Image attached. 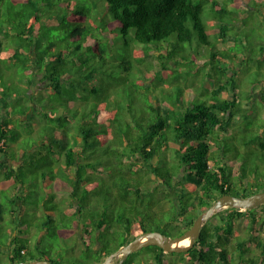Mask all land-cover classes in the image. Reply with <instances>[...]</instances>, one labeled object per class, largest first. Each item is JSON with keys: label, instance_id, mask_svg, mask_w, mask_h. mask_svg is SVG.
<instances>
[{"label": "trees", "instance_id": "16d2710c", "mask_svg": "<svg viewBox=\"0 0 264 264\" xmlns=\"http://www.w3.org/2000/svg\"><path fill=\"white\" fill-rule=\"evenodd\" d=\"M6 1L0 0V189L9 192L6 196H10L13 220L20 214L14 209L19 207L17 199L22 201L20 206L28 205L31 199L18 193L19 188L37 195L34 213L46 217L38 225L37 250L32 252L28 246L32 242L31 231L35 229V223H26L27 232L19 229L18 233L7 235L8 243L0 241V248L6 249L3 252L7 256L3 259L0 254V264L37 259H49L54 264H102L135 235L148 230L146 219L150 215L139 217L147 212L145 185L167 189V195L160 198L170 200L172 209L169 213L173 212L174 218L155 230L170 237L179 236L192 227L196 218L223 194L244 198L264 191V141H257L255 145L246 142L243 146L238 143L234 150L242 156L235 160L226 156L229 146H224L223 141L224 135L235 129L234 121L238 117L250 115L249 110L244 112L243 103L239 104V96L245 95V91L241 82L234 80L237 72L234 75L231 69L235 62L244 64L249 57L238 48V32L234 30V22L238 21L240 11L248 9L249 0L246 6L239 0H102L103 9L96 17L79 6L71 8L72 4L63 3V0L56 5L52 0L43 5L40 0L39 4L38 0ZM255 1L264 7V0ZM205 2L211 4L213 18L218 23L213 32L203 20ZM54 5L66 6L70 11L63 14L55 11L44 17L43 14L48 15V9H53ZM107 17L112 19L107 29L111 36L105 38L112 39L120 32L125 38L150 44L166 41L176 33L181 43L211 47L206 56L210 57L208 63L214 76L207 81L206 91L211 94L208 101L187 106L192 96L185 101L180 94L173 107L166 106L162 110L159 105H152L149 107L151 115L147 112L135 127L127 123L119 146L126 143L130 150L112 153L119 161L106 167L109 174L110 169L112 171L109 181H106L105 168L94 165L97 150L91 151L86 145L108 141L112 132L110 122L115 124L117 120V117L112 118V110L97 111L95 122L101 126L96 130L83 126L86 123L83 120L66 127L62 123H66L68 117L63 115L56 118L62 124L57 130L49 121L36 116L37 105L33 98L26 96L36 77L42 75V81H48L50 90L59 92L60 79H77L80 85L76 88L73 84L69 91L66 90L71 94L70 107L75 109L77 105L88 103L84 94L86 83L96 78L94 72L86 73V66L91 61L82 50L93 51L94 57L104 55L108 45L98 39L93 30L95 23L105 27ZM52 27L58 28L53 39L48 34ZM103 30L104 35L106 30ZM132 30L134 36L130 35ZM63 33L66 35L62 36ZM160 44L153 45V49H159ZM259 49L257 78L247 93L250 99L258 84L261 83L264 89V44ZM178 51L171 46L166 54H160V69L154 77L162 73L169 75L183 64ZM145 52H152V49H145ZM71 54L73 57L69 58ZM20 67L25 76L22 82L17 80ZM91 89L97 92L96 87ZM225 91L229 94L227 97ZM34 97L37 102V96ZM79 110H82L81 106L75 112H81ZM262 119L264 121V117ZM18 125L32 126V135L38 134L40 129L46 133L42 132L32 143L22 147L20 138L25 131L18 130ZM260 127L264 129V123ZM263 134L264 131L258 132L256 136ZM115 137L117 140L116 134ZM37 159L45 160L44 171L26 166L28 161L36 162ZM235 164L239 165L238 169L234 168ZM34 172L40 173L38 182L32 179ZM99 172L104 181L96 177ZM47 181H53L56 191H67L69 196L58 200L47 190ZM105 182L109 184L106 191H102L100 185ZM82 190L83 204L80 200ZM41 191L42 199L39 200ZM155 201H158L156 197L150 210ZM2 207L0 203V213ZM262 207L243 211L236 207L221 209L212 215L218 222L208 219L194 247L186 252L169 253L157 245L148 246L155 257L153 263L167 264L168 257H174V260H168L170 264H264V208L259 211ZM134 210L138 213L136 217L132 214ZM39 211L44 213L40 215ZM239 223L246 226L245 236L237 233ZM48 233L49 237L59 233L68 244L66 255L61 252L62 247L42 244L41 240ZM28 253H31L29 258L26 257ZM126 263L125 260L121 264Z\"/></svg>", "mask_w": 264, "mask_h": 264}, {"label": "rangeland", "instance_id": "374dc122", "mask_svg": "<svg viewBox=\"0 0 264 264\" xmlns=\"http://www.w3.org/2000/svg\"><path fill=\"white\" fill-rule=\"evenodd\" d=\"M49 1L51 0H40V5H43V2L47 4ZM58 1L59 0H52L51 2L56 5L58 4ZM247 1L248 0H239L242 5L244 4V6H246L245 3H247ZM5 2L7 1L5 0ZM255 2V0H249V3L247 4L248 9H246V11H240L238 15V21L234 22V30L238 32V37H236L239 46L238 48L241 49L240 51L246 54V56L249 55V57L244 64H237V62H235L231 69L234 75L237 72L234 80L236 83L238 81L241 82V85L245 91V95L241 94L239 96V104L243 103V107H246L244 112L249 110L248 113H250V115L248 117H245V115L238 117V119L234 121L235 129L228 131V133L224 135L226 138L223 140L224 146H229L228 149L226 148V156L233 160L238 159L239 156H242L240 152L234 150L238 143L241 142L243 146L246 142L251 143V145H255L257 141H264V134L260 137L256 136L258 132L260 133L264 131V129L260 127V125L264 123L262 119V117H264V100L262 99L264 89L261 83L256 86L255 90H252L253 98L250 99L247 96L248 90L251 91L249 88L253 87V85L251 86V83L254 82V79L257 78L258 74V71L256 70L259 68L258 58L261 54L259 46L264 44V7L263 5H260V3ZM63 3H71V8H77L79 6V9L85 10V12L92 14L93 17L99 15L98 12H100L104 6L102 0H70L69 2L63 0ZM55 5L53 6V9H48V15L43 14V16H50L55 11H61V14L70 11L69 9L66 10V6H61V8H59V5ZM210 5V3H204L203 20L205 21L207 28H210V30L213 32V29L216 28L218 23L217 20L213 18L214 16ZM44 7L45 6H41V8ZM9 13L10 12H8V14ZM96 20L100 22L99 19ZM111 22L112 19L107 17L105 27H103L101 23L94 24L93 31L96 33V37H98V39H102L103 42L108 45L106 52L102 57H94L95 54L91 50H82L84 55L88 57V60L91 61L90 65L86 66V73L92 71L95 73L94 76L96 78L93 80L91 79V81L86 83V90L84 94L89 99L88 103L77 105L75 109L70 107L72 104V101H70L71 94L66 92V90L69 91V86L73 84H75L77 88V86L80 85L77 79H60V82L62 83L60 90L62 94H60L61 92H59V90H50L48 81H42V75H38L34 84L30 87V91L26 94L28 98H33L34 103L37 105V107L35 106L36 112H34L36 116L43 117L46 122L49 121L51 125L57 130H59L58 128H61L62 124L66 127H71L73 124L78 123L81 120L86 122L83 126L89 128L94 127L96 130L97 127L101 126L95 122L97 111H100L101 109L112 110V118L114 119L117 117V120L115 121V124L110 122L112 132L110 135H108V141L105 144H97L95 146H91L89 144L86 145V147L91 151L97 150L93 162L95 166L100 165L103 167V169L105 168L104 174L108 176L106 181H109L108 179H110L109 176H111L112 172L110 169L109 174L108 168L106 167L110 166L109 164L113 161L115 162V160L116 163L119 161L118 156L116 158L112 157V153H116L118 151L121 153H126L130 150L126 143L122 146H119L120 136L122 135L121 133H125L128 128L127 123L135 127L138 122L142 121V117L150 111L149 107L152 105L155 107L159 105V108L162 110L166 109V106H169L170 108L173 107L174 104L178 103L177 101L180 94L182 98L185 99V101L189 100V98L192 96V101L187 106H190L192 103H202L208 101L211 94L209 91H206L208 88L207 81L209 78L214 77L213 73L210 71V64L208 63V59L210 57L206 56L207 53L209 55V49L211 47L209 48L204 44L193 46L189 42L181 43L178 41L176 33L172 34L168 40L159 42L161 43V47L155 50L152 46L159 43L152 42L150 44H143L136 41L135 39L132 40L130 38L123 37L120 32L117 33L112 39L105 38L111 36L110 30H107L109 29L108 27ZM102 28L104 29L103 31L106 30V32H104L105 36L103 35ZM57 30V27H52L51 30H48V34H50L52 39L56 38L55 35L57 34ZM65 35L66 34L63 33L62 36ZM130 35L134 36V30L131 31ZM147 45L149 46L147 47ZM171 46L179 50V57L181 60H184L183 64L178 69H173V72H171L169 75L162 73L154 77L155 73L160 69V54H166L167 50L171 49ZM145 49H152V52H145ZM199 52L200 54L198 55ZM71 57H73V54L69 56V58ZM250 57L252 58L251 62L248 61ZM242 59L243 56L239 58L240 62H242ZM21 68L22 67H20L18 70L19 76L17 80L19 82H22V80L25 78L23 72L24 70ZM96 75L98 77H96ZM92 87H96L97 92L94 93L91 89ZM47 88L50 91L45 90ZM80 92L83 95V90ZM35 95L38 98L37 102H35ZM228 95V92L225 91L224 96L227 97ZM77 96L80 97L81 95L77 93ZM79 106L82 107V110H79L81 112H75L78 110ZM51 114L54 115V117ZM149 114L151 115L150 112ZM62 115L63 117H68V120L66 123L59 124L56 118ZM78 125L79 124H77V126ZM233 127L234 126L230 127V129ZM17 128L18 130L20 128L25 131V134L20 138V144L22 147L32 143L42 132L46 133L45 130L40 129L38 134L36 132V134L32 135V126L18 125ZM113 129L115 130L114 132ZM73 132L75 131L73 130ZM115 134L117 135V140H115ZM115 142L118 143L115 144ZM14 163H16V161ZM238 164L234 165L235 169L239 168ZM44 165V159H37L36 162H31L30 160L28 161V164H26L27 167L41 170L43 169V171L45 169ZM96 174L97 178L100 177V180L104 181L102 180V173L99 172ZM31 176L33 177L32 179L34 182H38L40 173L34 172L31 174ZM1 178L2 177H0V179ZM108 184V182L102 183L100 185V189L102 191H106ZM45 186L48 191H51L57 196L58 200L69 196L67 191H56L53 181H47ZM158 188L159 189L152 188L149 185L143 186V193L146 197L144 206L147 212L146 214L141 213L139 217L146 218L147 215H150V218L146 219L148 230L159 228L162 224L168 222L170 218H174V213H169V211L172 209V203L170 200H168L167 197L160 198L161 195H167V189L162 186ZM22 190H24V188H19L18 193L24 194L26 198L29 196L31 199H29L28 205L20 206L22 201L16 198L19 207L14 209H18L20 214L16 220H13L10 214L12 211L9 201L10 196H6V194L9 192H2L0 189V203H2L3 206L1 211L3 216L0 213V241L8 243V236L12 235L13 233H18L19 229L27 232L28 229H26L27 225L25 224L27 223L30 225L35 223V229L31 231L32 242L28 244L30 251L33 252L37 250V246L39 245L38 225L41 223L43 218L45 219L46 216L42 215L44 212H42V214L40 211L38 212L40 215H42V217L34 213V211L37 210V208L35 209L36 205L34 203L35 197L37 195L31 193V191L26 193V189L24 192H21ZM42 194V191L39 192V200L42 199ZM102 197L103 201H105L104 197L106 196L103 195ZM155 197L158 201L154 202L152 210H150V204L152 201H154ZM80 200L81 202L83 200V190L80 194ZM259 207H262V205ZM263 208L264 207L259 209V211L262 212ZM56 210L57 209H55V211ZM132 214L136 217L138 213L136 210H134ZM210 220L213 223L218 222V219H216L215 216L211 217ZM53 228L54 227L52 226L51 230H53ZM246 232V226L239 223L237 226L238 235L245 236ZM49 234L50 233H48L45 238L41 240L42 244H44V246L54 245L56 248L58 246L62 247L61 252L66 255L65 251L68 247V244H66L65 241L60 238L59 233L57 236L54 235L51 237L48 236ZM5 250L6 249L3 247L0 248V254L3 259L7 257L3 252ZM54 252L55 250L52 251V253ZM256 252L257 254L259 253V251ZM133 253L134 254H130L129 257L125 259L127 261L126 264H131L133 261H136L138 264H146L152 260V255H150L151 249L148 248V246ZM30 254L31 253H28L26 257L29 258ZM141 257L145 258V261L141 262ZM119 259L120 256L115 257L110 264H118ZM168 260L172 261L174 260V257H168ZM168 260H166V263H168ZM124 261H122V263Z\"/></svg>", "mask_w": 264, "mask_h": 264}, {"label": "water", "instance_id": "95a60500", "mask_svg": "<svg viewBox=\"0 0 264 264\" xmlns=\"http://www.w3.org/2000/svg\"><path fill=\"white\" fill-rule=\"evenodd\" d=\"M264 204V191L254 193L247 197H237L231 194L219 196L213 204L201 213L192 227L183 234L170 237L160 231H146L128 244L120 247L117 251L110 254L102 264H110L114 257L120 256V261H124L131 253L136 252L149 245H157L169 253H183L194 247L195 241L199 238L201 228L204 223L216 212L227 207H236L238 211L257 208ZM189 239L186 245H178L180 242ZM15 264H54L49 259H37L32 261H23Z\"/></svg>", "mask_w": 264, "mask_h": 264}, {"label": "flooded vegetation", "instance_id": "af4514ba", "mask_svg": "<svg viewBox=\"0 0 264 264\" xmlns=\"http://www.w3.org/2000/svg\"><path fill=\"white\" fill-rule=\"evenodd\" d=\"M147 231H157V230H147ZM146 232V231H145ZM161 232V231H160ZM142 233H144V232H142ZM142 233H140V234H142ZM140 234H138V235H135L134 236V238H136L137 236H139ZM114 253V252H113ZM112 254V253H111ZM150 255H152V253L150 254ZM152 260L149 262V263H146V264H150V263H152V264H154L153 262H154V259H155V257L152 255ZM141 262H143V261H145V258H143V257H141ZM122 262L120 261V259H119V262H118V264H121ZM138 264V263H137ZM167 264H169V262L167 263Z\"/></svg>", "mask_w": 264, "mask_h": 264}, {"label": "bare ground", "instance_id": "6f19581e", "mask_svg": "<svg viewBox=\"0 0 264 264\" xmlns=\"http://www.w3.org/2000/svg\"><path fill=\"white\" fill-rule=\"evenodd\" d=\"M54 207V206H53ZM49 210V209H48ZM28 221V220H27ZM53 222V221H52ZM43 223V222H42ZM189 242V239H186L182 242H180L178 245H186ZM17 263V262H16Z\"/></svg>", "mask_w": 264, "mask_h": 264}, {"label": "clouds", "instance_id": "9594fccd", "mask_svg": "<svg viewBox=\"0 0 264 264\" xmlns=\"http://www.w3.org/2000/svg\"><path fill=\"white\" fill-rule=\"evenodd\" d=\"M227 208H228V207H227ZM223 209H224V208H223ZM219 211H220V210H219ZM204 212H205V211H204ZM216 213H217V212H216ZM213 215H214V214H213ZM211 217H212V216H211ZM211 217H210V218H211ZM210 218H209V219H210ZM162 233H163V232H162ZM134 239H135V238H134ZM132 240H133V239H132ZM132 240H131V241H132ZM131 241H130V242H131ZM123 246H124V245H123ZM149 246H150V245H149ZM23 252H25V251L23 250ZM131 254H132V253H131ZM116 257H117V256H116ZM114 258H115V257H114ZM120 259H121V258H120ZM112 261H113V260H112Z\"/></svg>", "mask_w": 264, "mask_h": 264}, {"label": "crops", "instance_id": "0c3cea01", "mask_svg": "<svg viewBox=\"0 0 264 264\" xmlns=\"http://www.w3.org/2000/svg\"><path fill=\"white\" fill-rule=\"evenodd\" d=\"M16 208V207H15Z\"/></svg>", "mask_w": 264, "mask_h": 264}]
</instances>
